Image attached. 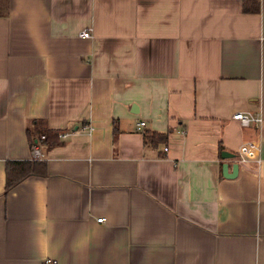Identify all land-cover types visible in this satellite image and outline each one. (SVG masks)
<instances>
[{"label":"crops","instance_id":"obj_1","mask_svg":"<svg viewBox=\"0 0 264 264\" xmlns=\"http://www.w3.org/2000/svg\"><path fill=\"white\" fill-rule=\"evenodd\" d=\"M239 111L263 121L244 126ZM35 120L59 140L38 141L47 174L6 192L8 162L34 158ZM145 131L169 135L145 143ZM250 141L261 161L226 177L237 162L222 151ZM48 257L264 264V0H9L0 264Z\"/></svg>","mask_w":264,"mask_h":264},{"label":"trees","instance_id":"obj_2","mask_svg":"<svg viewBox=\"0 0 264 264\" xmlns=\"http://www.w3.org/2000/svg\"><path fill=\"white\" fill-rule=\"evenodd\" d=\"M9 14V0H0V16H7ZM39 120H35L32 128L28 127L27 134L31 144L40 141L41 134L47 133L49 131L41 128V123ZM169 133L157 132V131H145L144 141L145 143H164L167 141ZM46 139L43 140L46 143L47 148H50L59 143V140L51 138L50 135L45 136ZM47 174V164L44 159L32 158L30 160H14L8 162L7 165V182H6V192L11 188L20 183L23 179L30 175H46Z\"/></svg>","mask_w":264,"mask_h":264},{"label":"built area","instance_id":"obj_3","mask_svg":"<svg viewBox=\"0 0 264 264\" xmlns=\"http://www.w3.org/2000/svg\"><path fill=\"white\" fill-rule=\"evenodd\" d=\"M80 35L83 37H91L92 36V29H84L80 32ZM234 119H237L240 121V123L244 126H249V125H255V126H260V124L263 121L262 115H256L251 112H244V111H239L236 112L233 115ZM145 125L144 121L138 122V128H142ZM86 130H92V126L90 124H83L82 126ZM71 133L70 131H64L62 136H68ZM44 138V136H42ZM164 150H168V147H165ZM259 151H260V145L257 142L250 141L243 143L236 156V162L239 164H243L245 162H248L250 160H255L256 162H260L261 159L259 157ZM32 152H33V157L37 159H43L44 158V152L42 148L39 146L38 141L37 143H34L32 145ZM104 218H98V221H102ZM43 264H60V262L53 257H48L44 259Z\"/></svg>","mask_w":264,"mask_h":264},{"label":"water","instance_id":"obj_4","mask_svg":"<svg viewBox=\"0 0 264 264\" xmlns=\"http://www.w3.org/2000/svg\"><path fill=\"white\" fill-rule=\"evenodd\" d=\"M222 156L224 158H234V157H236V155L234 153L226 151V150L222 151ZM223 169H224L223 173H224V175L226 177H234V176H236L238 174L239 165H238V163H235L234 166H233L232 172L228 171V165L227 164L224 165Z\"/></svg>","mask_w":264,"mask_h":264}]
</instances>
